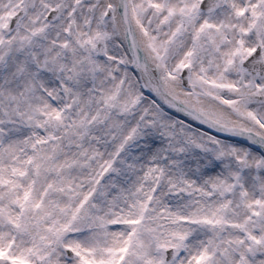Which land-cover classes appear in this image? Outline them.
Instances as JSON below:
<instances>
[{"label": "snow or ice", "instance_id": "snow-or-ice-1", "mask_svg": "<svg viewBox=\"0 0 264 264\" xmlns=\"http://www.w3.org/2000/svg\"><path fill=\"white\" fill-rule=\"evenodd\" d=\"M0 264H264V0H0Z\"/></svg>", "mask_w": 264, "mask_h": 264}]
</instances>
